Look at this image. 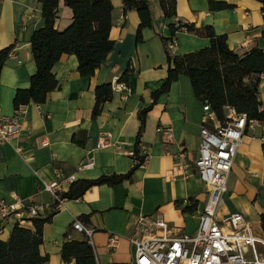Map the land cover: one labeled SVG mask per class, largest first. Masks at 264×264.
I'll return each mask as SVG.
<instances>
[{
	"label": "crops",
	"instance_id": "obj_1",
	"mask_svg": "<svg viewBox=\"0 0 264 264\" xmlns=\"http://www.w3.org/2000/svg\"><path fill=\"white\" fill-rule=\"evenodd\" d=\"M110 1L113 10L109 39L113 47L93 75L82 76L76 56L63 54L51 68L60 87L49 92L41 104L30 101L21 106L22 129L13 139L0 143V199L12 201L19 197L27 205H39L35 218H43L53 209V196L42 189V182L55 180L58 170L76 180L96 178L103 173H125L133 166L131 152L139 126L137 113L151 104V92L167 75L161 36L170 37L169 22L191 23L196 27L210 25L216 34L226 35L227 45L238 54L255 47L264 49V3L259 0H215L232 5L218 10H211L208 0H176V15L171 18L164 16L160 0H147L151 26L141 29L140 41L136 40L140 23L137 11L123 12L122 0ZM71 21V9L60 2L55 28L63 30ZM44 22L38 0H0V49L14 44L0 71V112L5 116L15 114V92L29 86L36 70L29 41ZM174 39L175 54L210 44L209 38L193 31H176ZM126 71L125 98L112 91L111 99L93 118L95 86L119 80ZM257 99L264 110V75L259 80ZM203 105L195 97L187 76L172 81L146 115L138 148L146 161L134 170L131 180L113 186L95 185L78 199L61 202L51 220L43 225L39 250L41 255L48 256L44 264H75L74 260L65 262L60 256L66 231L67 240L85 237L72 228L74 218L93 230L90 244L98 264H133L134 246L129 238L139 214L158 211L174 235L193 232L207 200L206 187L194 166ZM157 127H170V138L157 131ZM105 134L108 145L100 147L99 138ZM263 143L264 120L244 135L219 213L220 217L242 214L257 235H263L260 221L264 212ZM181 152L183 156L177 155ZM85 160H93L94 165L78 168ZM69 185L64 182L63 191ZM189 197L197 201L196 208L184 212L182 206L189 203ZM184 200L187 202L177 203ZM80 216H86L87 223ZM33 219L28 217L19 225L33 229ZM15 223L14 218L7 220L0 239L9 237ZM110 236L117 238L113 247L108 245Z\"/></svg>",
	"mask_w": 264,
	"mask_h": 264
},
{
	"label": "trees",
	"instance_id": "obj_2",
	"mask_svg": "<svg viewBox=\"0 0 264 264\" xmlns=\"http://www.w3.org/2000/svg\"><path fill=\"white\" fill-rule=\"evenodd\" d=\"M41 3V15L45 22L36 29L30 38L31 57L36 70L30 77L27 88L16 90L13 107L19 110L30 101L41 104L49 92L58 89L60 82L51 72L53 64L63 54H73L78 61L77 69L82 76L93 75L103 59L113 47L109 39L112 26L113 6L110 0H38ZM264 3V0H259ZM62 2L72 11V21L64 28H55L54 21L59 3ZM211 10L230 8L225 2L208 0ZM123 12L135 9L140 23L136 30V40H141V29L151 26L150 10L147 0H122ZM160 6L166 18L176 15V0H160ZM170 37L161 36L166 58L167 75L160 85L151 92L152 102L137 113L139 126L133 150V166L125 173H103L92 179L73 180L66 191L60 193V198L78 199L87 189L95 185H117L124 180H131L134 170L143 162V156L138 153L140 137L144 131L148 111L157 98L169 89L172 81L181 75L189 78L193 93L202 103H208L219 119L224 117L226 107L237 113H245L248 118L264 120V110L257 99L259 80L264 75V49L253 48L249 52L238 54L227 45L225 34L218 35L210 25L196 27L191 23L173 21L168 23ZM193 31L197 35L209 38L210 44L184 54H175L168 45L175 38L176 31ZM14 44L0 49V71L9 58ZM126 71L119 80H127ZM95 103L91 116L97 117L102 105L112 97V83H101L95 86ZM264 155V143L262 144ZM189 203L182 206V211L192 212L197 201L188 198ZM183 201L177 203L181 205ZM56 202L51 212L43 218L33 219L34 228H26L15 223L9 237L0 239V264H44L47 255H41L40 245L42 229L57 211ZM80 219L87 223L86 216ZM261 228L264 235V212L260 214ZM68 232L64 233L60 256L63 261L74 260L75 264H98L92 245L87 238L67 240ZM121 264V263H111Z\"/></svg>",
	"mask_w": 264,
	"mask_h": 264
},
{
	"label": "built area",
	"instance_id": "obj_3",
	"mask_svg": "<svg viewBox=\"0 0 264 264\" xmlns=\"http://www.w3.org/2000/svg\"><path fill=\"white\" fill-rule=\"evenodd\" d=\"M175 44L176 40L173 39L168 46L173 48ZM112 91L119 92L125 98L127 82L113 80ZM203 110L199 150L194 166L196 175L206 187L207 200L199 213L196 229L174 235L158 211L139 214L129 238L134 246L133 264H264V235H257L240 213L219 216L234 158L246 131L254 130L259 121L248 118L245 113H237L232 108L219 119L208 103H204ZM21 115L20 109L10 117L0 112V143L8 142L18 135L22 129ZM157 131L166 133L167 138L172 133L170 127H157ZM106 145L108 135H101L99 146ZM177 155L183 156V153ZM146 159L143 156L142 162ZM93 165V160H85L78 168H91ZM261 174L264 175V168ZM73 180V176H65L58 170L55 180L42 182V189L52 194L56 209L63 201L59 195L64 182L71 183ZM39 209V205H27L19 197L12 201L0 199V233L9 218L22 224L28 217H35ZM71 226L92 243L91 228L77 218L73 219ZM116 243V236H110L108 245L113 247Z\"/></svg>",
	"mask_w": 264,
	"mask_h": 264
}]
</instances>
